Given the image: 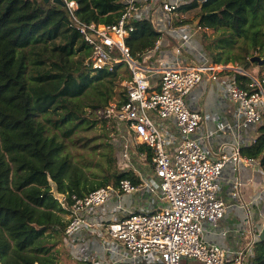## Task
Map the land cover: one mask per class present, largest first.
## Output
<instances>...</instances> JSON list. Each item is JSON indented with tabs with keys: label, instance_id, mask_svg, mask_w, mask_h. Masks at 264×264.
Here are the masks:
<instances>
[{
	"label": "trees",
	"instance_id": "1",
	"mask_svg": "<svg viewBox=\"0 0 264 264\" xmlns=\"http://www.w3.org/2000/svg\"><path fill=\"white\" fill-rule=\"evenodd\" d=\"M73 1L79 6L77 18L87 25H113L124 8L122 0ZM178 10L199 12L193 19L179 20L177 26L196 21L205 39L210 31L219 33L214 41L200 43L212 64H238L240 56L222 57L235 47L223 42L231 39L235 43L237 39L239 44L241 36L243 43H251L264 57V30H255L264 17V0H196ZM133 25L135 31L127 45L132 58L141 62L156 48L161 32L154 18L134 21ZM243 51L244 65L238 68L248 71L252 65L249 59L256 55H250L246 48ZM91 55V47L74 27L66 6L43 0H0L1 264H58L52 250L64 237L67 221L63 215L68 214L72 196L118 186L123 179L137 185L140 182L130 172L110 173L109 169L108 176L90 183L85 176L88 167L73 162L67 141L92 123L91 114L96 116V111L115 101L125 103L126 93L122 87L118 91L119 84L132 76L123 65L113 71L93 70L89 66ZM232 71L225 69L223 73ZM233 72L239 86L249 89L250 78ZM259 76L264 78V66ZM96 118L94 123L108 128L107 120ZM258 133L256 142L240 151L264 169V122ZM139 150L152 158L147 146L141 145ZM110 162L117 169L115 154ZM49 179L65 195L63 203L51 193ZM251 263L264 264V239L254 244Z\"/></svg>",
	"mask_w": 264,
	"mask_h": 264
},
{
	"label": "built area",
	"instance_id": "2",
	"mask_svg": "<svg viewBox=\"0 0 264 264\" xmlns=\"http://www.w3.org/2000/svg\"><path fill=\"white\" fill-rule=\"evenodd\" d=\"M62 1L71 13L74 27L91 47L89 66L93 70L113 71L126 63L125 67L131 72V79L122 82L125 103L112 102L107 108L98 110L96 115L108 121L107 127L114 123H127L135 144L151 149L152 167L159 179L162 195L157 209L133 211L108 224L100 219V212L107 203L121 195L137 193L147 184L137 185L130 179H123L118 186L101 187L83 197L73 195L67 208L65 241L74 242L75 235L82 231L100 229L135 260H147L153 256L162 264H184L186 261L245 264L246 254L210 243L204 234L207 230L226 234L221 226L227 206L219 196L220 179L226 165L240 161L251 165L255 161L241 155L239 144L233 146L230 155L222 151L218 158L210 156L203 147V140L208 136L196 135L204 117L191 110L187 103L191 92L205 77L214 83L226 68L198 61L182 66H160L154 71L142 67L132 58L127 39L135 31L133 22L145 0H122L121 17L113 25L84 24L75 14L78 3ZM154 1L162 11L157 20L162 24L168 23L181 6L196 0ZM175 49L178 54L184 53L177 44ZM233 71H238V68H233ZM241 73L250 78L249 89L241 88L235 78L227 84L228 97L239 106L242 117L238 127L259 126L264 122V78L248 71ZM153 75L158 80V90L152 85L150 78ZM156 118L173 120L180 136L178 145L170 146L172 140L163 135ZM123 138L120 151L123 160H128L132 144L127 137ZM237 139L239 141V137ZM252 142H256V138ZM241 185L239 181L233 183L232 195L240 194ZM90 264L128 263L126 259H106L105 263L93 260Z\"/></svg>",
	"mask_w": 264,
	"mask_h": 264
},
{
	"label": "crops",
	"instance_id": "3",
	"mask_svg": "<svg viewBox=\"0 0 264 264\" xmlns=\"http://www.w3.org/2000/svg\"><path fill=\"white\" fill-rule=\"evenodd\" d=\"M142 4L143 7L140 9L135 21L154 18V22L158 25L157 28L161 32L156 48L145 54L142 61L139 62L142 67L154 71L160 66L189 65L194 61L206 64L213 63L209 55L205 54L201 48L199 38L196 36L199 30L196 31L189 25H176L179 20L175 15L178 13L179 16L180 12L173 14L168 23L161 24L157 21L162 13L159 5L154 0H145ZM195 40L198 41L199 47L195 45ZM176 44L183 49V54L177 53ZM225 68L233 70L235 67L229 64ZM242 71L244 70L238 68V71L235 72L241 73ZM235 76L233 71L219 73V78L214 83H210L208 78L205 77L203 82L188 97V107L201 113L204 117L196 135L197 137L208 136L206 140H203V147L214 158H218L222 151L229 155L232 154L233 146L238 144L240 150L243 147L250 146L253 143L252 139H257L259 136L258 126L256 125L238 127L239 122L242 120L239 106L229 99L227 93V84ZM150 79L152 85L158 90V80L155 75L151 76ZM156 121L160 123L163 135L172 140L170 146L173 148V146L178 145L180 136L173 120L163 121L156 118ZM107 129L112 131L114 144L118 146L116 148L114 146L115 150L118 151L116 154L117 170L119 172L132 173L139 179L138 185L147 184V187L137 193L124 194L107 203L104 210L100 212V219L108 224L121 220L126 214L133 211L157 209L161 205L162 195L159 179L156 177L152 167V158L149 159L146 152L139 150L141 145L135 144L134 135L128 124L124 122L114 123ZM123 136L127 137L132 144L128 160H123L120 151V146L124 141ZM137 159L141 160L139 165L136 164ZM236 181L242 184L238 196L232 195L233 183ZM219 196L227 206V213L221 226L222 230L226 231V234L207 230L204 238L206 241L226 247L230 251L243 252L246 254L245 264H252L254 244L260 240L259 237L264 232V169L260 163L258 161L251 165L243 161L237 164L228 163L220 179ZM81 241L90 242V245L89 249L83 248L80 250L88 251L89 253L84 261L79 262L80 264H90L93 260L98 263H105L106 259H112V261L126 259L128 264H162L159 258L153 256L148 257L147 260H135L128 257L123 247L111 240L100 229L77 233L75 241L70 243H67L65 237H63L61 244H64L67 251H70L78 246ZM94 251L99 252L94 254ZM120 251H123V253ZM93 254L94 256H92ZM184 264L202 263L186 261Z\"/></svg>",
	"mask_w": 264,
	"mask_h": 264
},
{
	"label": "rangeland",
	"instance_id": "4",
	"mask_svg": "<svg viewBox=\"0 0 264 264\" xmlns=\"http://www.w3.org/2000/svg\"><path fill=\"white\" fill-rule=\"evenodd\" d=\"M197 12L199 11L180 13L179 16L177 13L175 17L178 20L193 19L195 16H197L198 14ZM189 27L198 31V28L196 26V21L192 22L189 25ZM257 27L258 29H255V30H259V31L264 30V17H262L259 20V24ZM253 30H250L251 32L248 33L249 37L251 36ZM196 36L199 38L200 43L203 42L204 44V42L207 40H209L210 42L212 40L214 41L215 39H217L219 37V33L210 31L209 34H207L208 38L205 39L203 35L201 38V35L199 34V31H198ZM238 40L240 41L239 44H237V39L233 40L235 43H232L231 39L225 40V42H223L224 46L232 45L233 47L234 46L235 47L233 49V52H230V51L225 52L224 56L222 57L224 58L231 57V58H237V59L239 58V56L241 57V61L237 60L239 63L235 64L234 67L238 68L244 65V60L242 57V55H244V51H243L244 48L248 50L250 55H252L253 53L255 55L262 56L261 54L258 53V50L256 49L253 50L251 43H243L245 40L243 36L239 37ZM195 41H196L195 45L199 47V45L197 44L198 41L197 40ZM227 42H230V43H227ZM239 45L241 46L240 47L241 52H239L240 51ZM251 64L252 65L247 70L250 73L255 74L256 76H259V73L262 67L259 65H254V63H251ZM125 66H126V63H123V67ZM121 87H122V81L119 84L118 91L119 90L122 91ZM95 113L97 114V111ZM96 117H98V115L93 116L91 114L89 120L92 123L89 124V126L86 129H80L79 131H77L73 135V137L67 141L68 149L74 155L73 162L81 167H84V166L88 167V168H85V176L88 177L90 183L92 181H99L102 176H106V175L108 176L109 169H110V173H113L114 170H117L116 167H114L111 164L110 159L114 156V154L116 155L118 153V151L115 150V148L118 146L114 144V141H113L114 136L111 130H108L107 128H105V126L102 125V123L100 122L94 123V121H96L97 119ZM140 162L141 160L137 159L136 164L139 165ZM63 217L67 221V216L63 215ZM89 245H90V242L87 243L86 241H81L79 242L78 246L72 248L70 251H67L64 244H61V241H59L57 246L53 248L52 253L57 258L58 264H80L79 262L84 261L85 257L89 255L88 251H80V250H82L83 248L89 249ZM94 252H95L94 254H97L99 251H94ZM120 252L123 253V251H120ZM94 254L92 256H94Z\"/></svg>",
	"mask_w": 264,
	"mask_h": 264
},
{
	"label": "water",
	"instance_id": "5",
	"mask_svg": "<svg viewBox=\"0 0 264 264\" xmlns=\"http://www.w3.org/2000/svg\"><path fill=\"white\" fill-rule=\"evenodd\" d=\"M45 3H50V2H53L55 4H58V5H61V6H65L64 2L62 0H43ZM251 63H257L259 66H264V57L263 56H259V55H256V56H253L251 59H250ZM49 184H50V187H51V193L54 195V197L59 200V202H63L64 199H65V195L61 192H59V187L57 185V183H55L54 181H52L51 179H49ZM260 240H263L264 239V232L261 233L260 235Z\"/></svg>",
	"mask_w": 264,
	"mask_h": 264
}]
</instances>
